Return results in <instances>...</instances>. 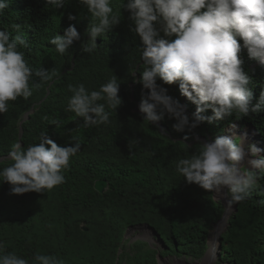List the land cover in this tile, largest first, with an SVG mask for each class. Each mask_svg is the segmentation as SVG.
Returning a JSON list of instances; mask_svg holds the SVG:
<instances>
[{"label":"trees","instance_id":"obj_1","mask_svg":"<svg viewBox=\"0 0 264 264\" xmlns=\"http://www.w3.org/2000/svg\"><path fill=\"white\" fill-rule=\"evenodd\" d=\"M127 2L110 0L113 11L121 12L120 23L97 37V46L89 53L83 46L92 47L87 35L92 17L79 0H68L58 10L46 0H9V8L0 13V30L27 39L29 48L20 50L30 66L58 72L43 83L33 77L40 88H33L27 100L9 102V110L0 114V158L8 155L14 143L38 144L41 132L62 147L81 145L63 172L65 183L51 191L13 195L0 176V256L15 253L29 264H35L37 253L56 256L63 264H157V254L199 261L223 207L214 201L213 193L187 184L176 172V163L198 152L202 142L188 145L195 137L217 136L223 126L233 123L252 128L264 147V108L247 116L233 112L229 118L204 122L191 132L175 131L176 121L167 114L159 123L161 128L144 121L138 112L142 96L148 94L138 82L143 45L133 31L130 13L122 7ZM69 15L76 19L70 21ZM12 24L21 26L20 33L12 30ZM69 26L77 29L80 40L60 55L50 40L56 34L63 36ZM240 59L252 80L255 105L264 92V65H255L258 61L250 59L246 49ZM113 76L120 84L121 106L114 111L105 105L111 113L109 123L83 127L82 118L66 111L72 96L68 85L84 84L91 92ZM157 84L186 105L191 120L195 105L180 94L178 84L165 85L159 78ZM204 115L211 116V110ZM185 136L189 137L186 141ZM11 163L3 160L0 172ZM258 175V186L250 197L234 203L236 212L220 235L217 264H264V172ZM96 180L107 182L102 194L93 189ZM142 224L154 229L160 247L139 239L124 241L127 228Z\"/></svg>","mask_w":264,"mask_h":264},{"label":"clouds","instance_id":"obj_2","mask_svg":"<svg viewBox=\"0 0 264 264\" xmlns=\"http://www.w3.org/2000/svg\"><path fill=\"white\" fill-rule=\"evenodd\" d=\"M67 2L46 0L57 10L64 8ZM79 2L92 17L87 29L92 47L83 46V51L89 53L97 46V37L106 35L120 23L121 12L113 11L110 0ZM122 7L130 13L133 31L143 45V71L138 82L148 94L142 96L138 112L143 114L144 121L159 125L167 114L176 121L172 125L175 131L191 132L204 122L229 118L233 112L247 116L264 108V92L258 103H252V80L240 59L246 49L248 57L258 61L255 65H264V0H128ZM8 8L9 0H0V13ZM68 19L76 17L69 15ZM10 27L20 33V25ZM78 40L77 29L69 26L63 36L56 34L50 43L57 53L64 55L73 41ZM28 48L25 36H13L7 30H0V114L9 110V102L29 99L33 88H40L41 83L58 75L55 69H33L25 52L20 50ZM33 77L41 83H33ZM157 78L165 85L178 84L180 94L195 105L191 120L186 114V105L168 95L167 89L157 84ZM117 81L113 76L99 90L91 92L84 84H69L72 96L66 111L82 118L85 128L109 123L111 113L106 111L105 105L115 111L122 104ZM209 109L212 115H204ZM53 124L59 126L58 121ZM232 127H236L237 132L244 128L251 131L259 148L253 143L245 150L247 136L243 131L236 139L223 135L208 141L209 138L197 136V141L202 142L198 152L176 163V172L187 184L215 194L229 206L248 199L258 186V173L264 172V147L254 130L237 123L229 126ZM188 138L185 136L184 140ZM39 139L38 144L27 147L14 143L7 155L6 159L12 163L0 176L11 186L13 195L51 191L65 183L63 172L70 168L71 157L81 148L79 143L59 146L46 132H41ZM34 261L35 264H63L56 256L40 253ZM0 264H29V261L15 253H6L0 256Z\"/></svg>","mask_w":264,"mask_h":264},{"label":"water","instance_id":"obj_3","mask_svg":"<svg viewBox=\"0 0 264 264\" xmlns=\"http://www.w3.org/2000/svg\"><path fill=\"white\" fill-rule=\"evenodd\" d=\"M132 87H133V85H131V90H132ZM131 99H133V98H132V95H131ZM30 113H32V109L24 115V119H23V120H26L27 117H28V114H30ZM158 126L161 128V124H159ZM21 133H22V130L20 129V130H19V137L21 136ZM197 139H198V138H195V139H194L191 143H189L188 145L193 144L195 141H197ZM202 140H203L204 142H206V141H205V138H202ZM20 144H21V143H20ZM21 145H22V144H21ZM6 158H7V156H6V157H2V158H0V160H7ZM93 189H94L96 192L102 194V193L105 192L106 189H107V182L104 181V180H96V181L93 183ZM213 199H214V194H213ZM217 199H218V200H215V199H214V201H216V202L219 201V202L222 204L223 212H222L221 218H220L215 224H213L212 227H214L217 223H219V222H221V221L223 220V217H224V214H225V211H226L227 208H229V216L232 215V214H234V213L236 212V205H235V204H232L231 206H229L228 204H226V203L224 202L223 199H221V198H217ZM228 218H229V217H228ZM227 220H228V219H227ZM226 222H227V221H226ZM226 222H225V224L223 225L222 229H221V230L215 235V237H214L215 243H214V249H213V251H214V260H215V262L217 261V258L219 257V252H220V241H219V239H220V235L225 231V228H226ZM142 229L147 230L148 233H150V234L152 235V240H153L154 242L159 243V236L156 234V232L154 231V229L151 228L150 226H148L147 224H142V225H139V226H136V227H129V228H127V229L125 230V233H124V237H123V239L126 238V235H127L128 232L133 231V230H142ZM83 230H85V229L83 228ZM211 232H212V230L209 231L208 236H207V239H206V245H207V248H206V251L204 252V255L201 257V259H200L199 261H195L194 264H200V263H202V262L205 260L207 254L209 253V250H210V248H211V247H210V244H209V237H210ZM137 239L142 240V241H145V242H147V243L150 245V242H149L148 240L144 239V238H135V239H133V241H134V240H137ZM131 241H132V240H130V242H131ZM156 259H157V264H161V263H160V260H161V261H164L163 258H162V257H159L158 254H157V258H156ZM174 263H186V264H188L186 261H180V260H178V259H176V261H175ZM214 264H216V263H214Z\"/></svg>","mask_w":264,"mask_h":264},{"label":"rangeland","instance_id":"obj_4","mask_svg":"<svg viewBox=\"0 0 264 264\" xmlns=\"http://www.w3.org/2000/svg\"><path fill=\"white\" fill-rule=\"evenodd\" d=\"M229 126L230 125H228V126H223V128H222V132L220 133V135L219 134H217V136H214V137H208L209 139H208V141H213V140H215L216 138H218L219 136H223V135H227V136H230L229 135V132H228V130H230L231 128H229ZM229 128V129H228ZM233 128V127H232ZM242 131H243V134L245 135L246 134V136H247V140H246V142H245V144H244V147H245V149H246V151H247V149H248V145H250V144H255L258 148H259V143L257 142V139H256V137H255V135L251 132V131H249V130H247L246 128H244V130H241V132L239 131V132H237V130H236V132L231 136L233 139H236V138H238V137H241L242 136ZM228 132V133H227ZM232 133V132H231ZM214 138V139H213ZM203 141V140H202ZM260 157H262V156H260ZM249 158H252L251 156H250V154H249ZM217 198H219V197H217L215 194H214V199L215 200H218ZM139 226V225H138ZM217 228V227H216ZM210 230H212V232H214L215 230H214V227H212V229H210ZM135 238H144V239H146V240H148L149 242H150V246L151 247H155V248H158V247H160L161 246V244L160 243H157V242H154L153 240H152V235L150 234V233H148V231L147 230H145V229H142V230H133V231H130V232H128L127 233V235H126V238L124 239V241L127 239V240H132L133 241V239H135ZM213 238V235L211 234V236H210V239H212ZM131 241V242H132ZM130 242V243H131ZM213 255V256H212ZM212 255H210V256H212L213 258H214V253H212ZM176 259H178V260H180V261H186L188 264H194V261H192V260H189V259H186V258H184V257H180V258H176V257H164L163 258V260L164 261H161L160 260V263L161 264H180V263H174L175 261H176ZM216 264H217V261L215 262ZM183 264H186V263H183Z\"/></svg>","mask_w":264,"mask_h":264},{"label":"bare ground","instance_id":"obj_5","mask_svg":"<svg viewBox=\"0 0 264 264\" xmlns=\"http://www.w3.org/2000/svg\"><path fill=\"white\" fill-rule=\"evenodd\" d=\"M236 130H237L236 127H233V128H231L230 130H228L229 135L232 136V135L236 132ZM228 132H227V133H228ZM231 132H232V133H231ZM243 135H244V134H243ZM213 139H214V138H213ZM245 150H246V149H245ZM228 217H229V208L226 209L225 214H224V217H223V220H222L221 222L217 223V224L214 226V230H215V231H214V232H211V234L213 235V238L210 239V237H209V244H210V247H211L212 249L210 248L209 253L207 254L205 260H204L202 263H200V264H214V263H215V260H214V258L212 257V256H213L212 253H214V251H213V249H214V243H215L214 237H215V235H216V234L222 229V227H223V225L225 224V222L227 221ZM216 227H217V228H216ZM211 234H210V236H211ZM210 255H212V256H210ZM180 264H183V263H180Z\"/></svg>","mask_w":264,"mask_h":264},{"label":"crops","instance_id":"obj_6","mask_svg":"<svg viewBox=\"0 0 264 264\" xmlns=\"http://www.w3.org/2000/svg\"><path fill=\"white\" fill-rule=\"evenodd\" d=\"M212 249V248H211Z\"/></svg>","mask_w":264,"mask_h":264}]
</instances>
